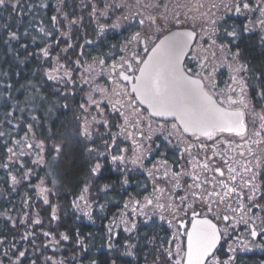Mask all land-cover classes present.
<instances>
[{
  "label": "snow or ice",
  "instance_id": "1",
  "mask_svg": "<svg viewBox=\"0 0 264 264\" xmlns=\"http://www.w3.org/2000/svg\"><path fill=\"white\" fill-rule=\"evenodd\" d=\"M4 3L5 0H0V6ZM40 6L48 7L47 4H41ZM159 6L158 4L157 7ZM233 7L240 14H242V9L253 14L258 13L255 24L264 28V0H261L255 7L250 6L248 0H236ZM175 19L179 22V17H175ZM51 20L55 24L57 16L53 15ZM149 20L150 24H156L155 18L149 17ZM72 23H75V21ZM138 23L143 25L145 21L140 20ZM159 30L157 28V31ZM243 30L246 32L253 31L254 26L249 27L246 24ZM226 34L233 38L237 35L235 29ZM45 35H48V33H45ZM154 35V33L147 31L143 34L136 33L132 39L137 44L143 42V51L150 52V56L145 60L140 57L138 51L133 50L132 56L123 58L118 65L111 64L107 87L92 86L90 79L95 68L89 65L81 71L82 64L79 58L72 61L75 68L71 70L65 68L62 76L54 75L52 72L45 74L48 80L63 82L66 89L71 86V90L57 89L56 94L59 96L67 98L68 96H76L79 92H84L79 104L80 115L76 117L79 121L77 142L81 143L80 138H82L84 151L95 154L97 158L110 159L112 164H119L124 171L128 170L127 165L131 163L146 172L151 185L149 195L144 196L143 202H141L129 194V199L125 201L123 208L128 209L131 205V211L134 215L137 214L139 208V214L147 216L148 219L152 217L148 216V213L144 212L143 209H152L153 216H157L169 228L176 229L171 237L173 241L177 242L175 252L173 253L170 248L166 249L168 261H172L173 256H175L174 264H227V262L219 260L217 249L222 239L227 240L229 229L234 233L237 231V225L243 224L245 228L249 229L253 238L264 236V216L260 217L261 227L259 231L255 226V220L250 222L246 218L247 213L253 210L264 212V179L257 183L258 178H264V160L257 158L253 167H249L253 164V161H248L241 166L243 172L238 173L235 167L229 165V159H226L221 152L216 151V146H211V156L208 155L209 145L204 141H217V137L223 133L234 135L241 140L247 139L249 124L245 119V112L240 110L228 111L220 106L206 89L204 81L193 79L185 71L182 58L186 55V50L189 49L191 42L196 38L193 32L176 31L159 40V43H156L153 39ZM12 38L16 39L17 37L13 35ZM149 43L152 44L151 48L148 46ZM69 47L71 48L72 45L69 44ZM221 50L223 51V48ZM41 53L45 59L50 56L48 48L41 49ZM83 55V52L78 54L79 57ZM236 55L238 56V53ZM232 59H235V57H232ZM97 63L101 66V73H103L105 61L98 59ZM229 67L236 73L231 79L239 87L241 93L240 99L235 103H239L244 109H247V85L242 78L238 79V74L247 71V68L244 65H236L235 67L229 65ZM61 68H64V65L57 62L54 72L58 73ZM73 71L76 73L75 76H73ZM85 85L88 86L87 89ZM231 91L234 92L236 89L232 88ZM113 96L121 98L124 103H120L119 100L113 101ZM258 96L264 102V91L259 92ZM125 104L131 107L133 112L137 113V116L140 115V112L137 111L139 106L146 105L147 109L150 110V116L162 117L165 123L158 124L157 130L158 134L169 145L173 144V139L183 140L185 135L200 142L193 144L189 140L180 151L177 161L193 157L191 152L193 147L204 151L203 161L193 157L194 163L193 160H189L192 165L191 168L182 167L180 171H172L171 175H169L166 159L163 164H153L152 169H146L143 162L148 160L151 163L149 157L154 149L151 145L145 149L144 145L137 142L135 138H133V145L131 146V157L126 156L125 153L129 149L120 148L116 141L121 136L125 138L132 137V133L127 131L128 124L131 123L133 127L138 129L141 139L145 138V132L143 128H139V119L129 121L128 116L131 113L126 115L122 110ZM62 107L67 109L69 105L64 104ZM90 109L98 113L99 119L96 116H91ZM106 111L109 113L108 116H105ZM120 118H123V123L117 122ZM32 119L36 120L37 118L33 116ZM169 119L172 121L171 127H166ZM258 119L259 124L255 119L252 121V135L261 137L264 136V109L258 114ZM110 120L111 127H109ZM94 125L103 127L105 132L101 133L99 127ZM146 127L151 129V122H148ZM27 128L31 132L32 125H27ZM112 128H116L118 131L113 134ZM4 135L5 133L0 131V136ZM170 137L173 139H170ZM97 138L101 141L99 144H97ZM146 138L152 140V135L147 134ZM220 142L231 144V141ZM256 142L264 143V140ZM14 143L18 146L19 151L17 152L11 147L7 149L8 153L11 154L9 156L10 161L12 156L32 155V152H26L25 149L35 148L38 150L36 152L38 158L33 160L32 163L37 165L44 163L42 154L45 151V144L43 141L35 144L30 143L26 134L23 141L17 140ZM153 143L155 142L153 141ZM53 147L57 157H60L62 147L66 148L67 145ZM159 148L160 146L156 145V149ZM112 149H115L118 154H112ZM240 155L243 156L244 153L241 152ZM217 157H219V160L216 163L219 166H212V161L216 160ZM3 166L7 167L6 164ZM20 167L23 168L24 164L20 163ZM161 168L164 169L163 173H161ZM225 169L228 173L227 177ZM101 171L102 164L97 160L89 168V177H98L101 175ZM208 172H212L213 175L209 177ZM249 172L251 175L245 178L243 173ZM30 175L29 171H25V177ZM238 175L241 178L239 183L237 182ZM11 179L13 184L19 182L15 176H12ZM43 183L41 181V185ZM128 184V177L125 176L122 187H125L126 192ZM89 187L90 185L86 183L77 198L78 201H83L86 207L89 206L86 195ZM139 187L149 189V184L144 183ZM110 188V185L105 184L99 190L107 192ZM46 192H48L47 188H40L41 194ZM166 193L167 195H165ZM137 195H142V192H138ZM44 203H48L47 196H44ZM73 205L79 208L77 201H73ZM98 207L103 211V204L98 205ZM237 214H240L238 218ZM85 215L90 217V213L86 212ZM120 215L125 216L127 213H121ZM53 219H56L55 211H53ZM34 223L39 224L40 221L37 219ZM113 223H115V220H113ZM124 223L128 225L124 228V231L131 235V232L136 228L135 222L130 223L125 220ZM219 225H223V227ZM108 231L111 235L113 229L109 228ZM44 235L48 236L49 233H44ZM60 236L63 240L69 239L63 233ZM180 237L185 239L180 240ZM23 238L26 239L27 236ZM2 243L4 241L0 240V244ZM80 243L83 242L80 241ZM228 251L233 252L234 249L229 245ZM4 255L7 257V252ZM16 255L17 260L12 264H20V258L25 256V252L19 251ZM232 259H235V257L230 256L229 260ZM33 264H35L34 261Z\"/></svg>",
  "mask_w": 264,
  "mask_h": 264
},
{
  "label": "flooded vegetation",
  "instance_id": "2",
  "mask_svg": "<svg viewBox=\"0 0 264 264\" xmlns=\"http://www.w3.org/2000/svg\"><path fill=\"white\" fill-rule=\"evenodd\" d=\"M209 4L206 6L205 13L200 11L195 15V21L193 23L187 20H182L179 28H187L195 32L196 39L195 43L184 61V69L189 76L196 80H203L206 89L212 94L213 99L217 103L228 111H244L245 119L249 124L248 137L245 140H241L239 137L234 135H229L228 133H223L217 137V141H204L209 145L208 155L211 156L210 148L211 146H216V151L221 152L226 159H229V165L235 167L238 173H242V165L248 161H253V167L255 160L257 158L264 160V143H257L256 141L264 140V136L256 137L252 135V121L256 120L259 124L258 114L264 109V102L261 101L258 93L264 91V28L255 24L258 13L253 14L242 9V14L237 13L234 9V4L236 0H209ZM250 6L255 7L256 4L260 3L261 0H248ZM200 5V4H199ZM199 6L197 8V11ZM198 16V17H197ZM215 21V23H213ZM249 25V27L254 26L253 31H244V26ZM141 26L137 21L133 20L130 23V34L121 35V31L114 32V36L107 35V33L99 32L96 37L93 38H83V42L79 46L78 52H68V53H58L50 52L49 61L50 67L47 70L52 72L54 75L62 76L64 69H74L75 65L72 61L76 59L81 60L83 71L89 65L95 68L92 72V78L90 83L93 87L99 86L104 88L108 86V73L110 72V65L117 64L123 59L132 56L133 50L140 53V57L147 59L150 52H144L143 42L137 44L132 38L137 32L141 34L144 31H139L138 28ZM236 30V37L227 35V32ZM166 34V33H165ZM156 40V43L161 39ZM91 41V43H89ZM131 41V43H130ZM254 43L263 53V62L260 68L256 67V62H254L248 54H246L247 45L249 43ZM149 48L152 44L149 43ZM76 47V46H75ZM74 47V48H75ZM223 48V51L221 50ZM86 49V50H85ZM85 50V51H84ZM83 52L84 55L79 57L78 54ZM238 53V56L236 55ZM215 54V55H213ZM42 56V53L40 54ZM48 57V58H49ZM61 59H59V58ZM235 57V59H232ZM104 60L105 65L103 66V73H101V66L97 63V60ZM57 62L64 65L58 73L54 72L57 67ZM46 62L41 61L40 66L44 65ZM232 65H244L247 71H242L238 74V79L242 78L246 82V94L248 108L244 109L239 103H235L240 99L241 93L239 87L232 82L231 77L236 75L229 67ZM211 73V75H209ZM76 73L73 71V76ZM56 88L57 86L65 88L63 82H57L50 80ZM79 83V81H77ZM87 85L85 88L87 89ZM235 88L236 91H231ZM71 90V86L67 88ZM84 96V92H79L76 96H68L69 102L67 105L69 107L66 112L74 119V124L77 125V130L79 126V121L76 119L80 115L79 104L81 102V97ZM120 103L124 101L117 97ZM119 106V105H117ZM109 106V111H110ZM128 116L129 121H134L139 119V128H143L145 132V138L141 139L139 131L137 128L133 127L131 123L127 126V131L132 133V137H118L117 144L120 148L129 149L125 153L126 156L131 157V146L133 145V138L137 142L142 143L144 148L147 149L149 145L152 146L154 151H152L149 159L145 160L143 163L146 169H152L153 164H163L164 160L168 161L167 167L169 169V175L172 171H180L182 167L191 168L189 160L195 159L203 161L204 151L193 147L191 152L193 157H187L185 160L177 161L180 151L186 146L187 142L191 140L193 144L200 143L194 138H190L187 135L184 136L183 140L178 141L173 139V144L169 145L167 141L164 140L162 136L158 134L157 125L165 123L164 119L159 117H154L149 115V110H147L143 105L139 106L137 110L140 115L137 116L136 112H133L132 108L125 104L122 109ZM91 116H96L99 119L98 113L90 109ZM108 111L105 112V116H108ZM40 118V115H39ZM91 122V119H90ZM118 123H123V118H120ZM151 122V129L146 127V124ZM172 121L169 120L166 127H171ZM99 127L101 133L105 132L103 127ZM111 127V120L109 123ZM118 131L116 128H112L113 134ZM147 134L152 135V140H147ZM153 141L155 143H153ZM220 141H231V144L221 143ZM101 141L97 138V144ZM156 145L160 148L156 149ZM95 146V145H93ZM251 150V151H249ZM112 154H118L115 149L111 150ZM243 152L244 155L241 156L240 153ZM46 153V151H45ZM43 154V160L45 157ZM255 154V155H253ZM93 157V164L97 160L102 164L101 175L95 177L97 182L96 185L91 187L92 195L88 197L89 206H85L78 214L83 218V226L88 230L86 240L83 244V261L81 264H174L176 259L173 256L172 261H168V253L166 249H171L174 253L176 248V241L171 239L172 235L175 233V228H169L166 223L161 222L157 216H153L152 209H143L144 212L151 216L148 219L147 216L141 215L140 209L138 208L137 214H133L131 211V205L128 209L123 208L125 201L129 199V194L135 197V199L143 202V197L149 195L150 181L147 179L146 172L131 163L127 165V171H124L122 166L119 164H112L110 159L97 158L95 154H91ZM216 160L212 161V166H219ZM194 163V160H193ZM91 165V167L93 166ZM199 171V169H197ZM164 169L161 168V173ZM226 177L228 175L226 169ZM207 175L211 177L212 172H208ZM244 177L247 178L251 173H243ZM127 176L129 184L122 187V181L124 177ZM219 178V177H218ZM100 179V181H98ZM261 179L258 178L257 183H260ZM241 180L240 176H237V182ZM148 183L149 189H143L139 187L140 185ZM108 184L111 186L110 190L107 192H102L99 189ZM247 191V189H245ZM138 192H142V195H137ZM167 195V193L165 194ZM259 195V193H258ZM103 204L104 209L98 207V205ZM247 211V210H246ZM90 213L85 215V213ZM127 213L125 216H121V213ZM77 215V213H76ZM167 215V213H165ZM240 214H237V218ZM264 216V212H252L247 213L249 221L255 220V226L257 231L260 230V217ZM115 220V223H113ZM127 220L130 223L135 222L136 228L129 235L124 231L127 227L124 221ZM175 223V222H174ZM219 223V222H217ZM223 227V225H219ZM112 228L113 232L110 235L108 229ZM98 230L99 239H95L91 236V230ZM238 237V239H237ZM184 237H180V240H184ZM134 245V247H132ZM229 245L234 249L233 252L228 251ZM131 253V255H129ZM183 254V253H181ZM217 256L221 262H227V264H264V236H257L253 238L250 235L249 229L245 228L243 224L237 225V231L232 232L229 229V236L227 240L222 239L220 245L217 249ZM233 256L235 259L229 260V257ZM76 260L70 261V264H75Z\"/></svg>",
  "mask_w": 264,
  "mask_h": 264
},
{
  "label": "trees",
  "instance_id": "3",
  "mask_svg": "<svg viewBox=\"0 0 264 264\" xmlns=\"http://www.w3.org/2000/svg\"><path fill=\"white\" fill-rule=\"evenodd\" d=\"M145 2L147 0H5L0 6V131L5 133L0 136L2 264L16 261L19 251L25 252L20 264H33V261L35 264H51L48 258L53 255L61 256L66 262L76 260L75 264L82 263L88 230L84 228L83 218L73 201L86 183L90 185L86 195H92L91 187L97 182L96 178L89 177L93 157L83 150L82 138L81 143L77 142V125L62 107L68 104L70 97L56 94L57 89H67L55 88L47 79L45 73L51 58H43L41 49L58 53L78 52L83 38H93L104 31L114 36L117 25L125 23L132 15L136 20L145 21L138 28L145 32L147 13L137 9ZM41 4L48 7H41ZM53 15L57 16L55 24L51 20ZM42 25L45 28L40 31ZM119 25L121 35L130 34V22ZM180 25L171 17L161 36ZM13 35L17 38L13 39ZM69 44L73 47L68 48ZM246 54L260 68L263 53L257 45L249 43ZM41 61L46 63L40 66ZM33 116L37 119L33 120ZM27 125H32L31 132ZM26 134L30 143L44 142L43 165L33 164L34 158L28 157L30 155L12 156L9 160L11 154L7 149L11 147L18 152L14 141H23ZM56 145H67L62 147L60 157L54 151ZM20 163L24 164L23 168ZM5 164L7 167L3 166ZM25 171L31 175L25 177ZM12 176L19 182L13 184ZM39 180L48 188V204L38 196L36 185ZM53 211L56 219H53ZM36 218L39 224L34 223ZM61 233L69 239H61ZM90 234L97 240L100 237L95 229ZM52 237L59 241L62 249L54 251L47 246Z\"/></svg>",
  "mask_w": 264,
  "mask_h": 264
},
{
  "label": "rangeland",
  "instance_id": "4",
  "mask_svg": "<svg viewBox=\"0 0 264 264\" xmlns=\"http://www.w3.org/2000/svg\"><path fill=\"white\" fill-rule=\"evenodd\" d=\"M209 3H210L209 0H147V2H145L140 7H137V9L139 8L142 13H147V17L145 16L146 17L147 32L154 33L155 35L153 36V39L156 41L157 39H159L161 34L163 32H165L166 29H164L163 27L166 23L170 22L171 17L175 21H177L175 19V17H179V22L184 19V20H187L188 22L193 23L195 21V15L199 11L201 13H205V11L207 9L206 6ZM158 4L160 5L159 7H157ZM165 5H166V7H165ZM198 6H199V9L197 11ZM149 17L155 18L156 24H150ZM133 19H135L134 15L129 16V18L127 19V21L125 23H123V24L119 23V24L124 25V24H127L129 22L131 23L133 21ZM135 21L138 22L139 18H137V20L135 19ZM179 22H177V23H179ZM119 24L117 25V30L115 29L116 31H122V30H120ZM40 27H41L40 31H41V29L45 28V26H43V25ZM157 28H159L160 30L157 31ZM72 47H73V45H72ZM68 48H70V47H68ZM112 99H113V101H116L117 97L113 96ZM32 143L35 144L38 142L32 141ZM25 151L26 152H28V151L32 152V155H30L28 157H33L34 160L38 158L36 156V152L38 151L37 149H35V148H33L31 150L26 149ZM44 153H45V151L43 152V154ZM39 165H43V163L39 164ZM41 181L42 180H39L37 182V185H36L38 196L43 203H44V196H47L48 203H49L48 192H46L44 194L40 193L41 187L47 188L44 185V183H43V185H41ZM87 200H89L88 197H87ZM76 201L79 204V208L75 207V209L77 210V212L79 211V213H81V210L84 207V202L78 201L77 199H76ZM37 219L38 218H36L35 220H37ZM27 235H29V234H27ZM47 246L54 251H56V248L62 249L59 241L53 237L47 242ZM3 252L4 251L2 250V253ZM49 258H51V259H49ZM49 258L48 259L51 261V264H53V262H55V264H70V261H72V260H69V262H66L59 255H57V256L53 255V256H50Z\"/></svg>",
  "mask_w": 264,
  "mask_h": 264
},
{
  "label": "water",
  "instance_id": "5",
  "mask_svg": "<svg viewBox=\"0 0 264 264\" xmlns=\"http://www.w3.org/2000/svg\"><path fill=\"white\" fill-rule=\"evenodd\" d=\"M176 31H190V32H193L192 30H190V29H187V28H176V29H173V30H171V31H169V32H167L166 34H164L162 37H161V39H164L166 36H168V35H170L171 33H173V32H176ZM194 34H195V32H193ZM195 37H196V34H195ZM160 39V40H161ZM196 39V38H195ZM195 39L191 42V45H190V47H189V49H187L186 50V55L182 58L183 59V67H184V61H185V59L187 58V56H188V54L191 52V49H192V47H193V45H194V43H195ZM158 43H159V41H158ZM149 56H150V54H149ZM148 56V57H149ZM148 59V58H147ZM146 109H147V106L146 105H143ZM148 110V109H147ZM150 111V110H149ZM159 118H161V119H163L162 117H159ZM170 120V119H169ZM171 121V120H170Z\"/></svg>",
  "mask_w": 264,
  "mask_h": 264
}]
</instances>
